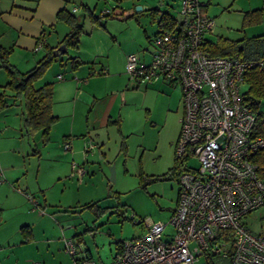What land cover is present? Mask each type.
Listing matches in <instances>:
<instances>
[{
	"label": "rangeland",
	"instance_id": "1",
	"mask_svg": "<svg viewBox=\"0 0 264 264\" xmlns=\"http://www.w3.org/2000/svg\"><path fill=\"white\" fill-rule=\"evenodd\" d=\"M120 1H74L87 4L97 17L105 9L118 6L129 18L101 17L98 23H91L84 17L79 51L61 55L34 84L35 88L45 83L54 86L53 115L59 120L48 140L41 132L30 135L24 131L22 98L4 112L8 127L13 128L5 135L12 137L13 161L19 164L12 174L22 177L28 188L15 185L16 190L29 198L25 206L29 210L11 211L3 229L12 234L10 242L17 243L18 228L34 224L30 246L17 255L18 263L14 251L9 253L8 264H56V259L68 255L56 245L68 237L77 238L81 250L88 248L96 262L105 264L120 252L117 243L142 236L147 221L168 222L175 210L180 174L177 167L182 161L175 152L182 115L181 87L175 82H131L126 59L133 54L139 63L150 60V40L159 28L148 9L167 12L177 19L181 0ZM199 2L207 4L204 14L214 21L209 40L244 41L264 35V18L259 21L250 15L251 21L245 23L243 17L258 9L264 17V0ZM137 6L142 9L137 11ZM67 30L59 22L57 33L51 32L52 42H56V35L60 40ZM43 54L41 49L33 59H27L22 50L16 49L8 61L23 72ZM73 56L86 62L76 71L68 60ZM58 75L63 78L58 79ZM7 81V72L0 68V84ZM92 99L94 107L90 105ZM260 111L264 112V102ZM109 117L119 120V125H108ZM4 127L1 125L0 131ZM66 143L68 150L64 149ZM189 164L196 166L198 162L191 158ZM91 203L92 208L85 206ZM243 221L250 231L264 236V206L247 214ZM166 229L170 231L169 226ZM212 261L230 264L221 257Z\"/></svg>",
	"mask_w": 264,
	"mask_h": 264
},
{
	"label": "built area",
	"instance_id": "2",
	"mask_svg": "<svg viewBox=\"0 0 264 264\" xmlns=\"http://www.w3.org/2000/svg\"><path fill=\"white\" fill-rule=\"evenodd\" d=\"M203 8L198 0H181L173 31H159L150 40L149 62L127 56L131 82L165 81L181 87L175 152L182 171L169 221L145 222L146 232L123 241L109 264H198L201 259V264H214L215 257L230 264H264V236L243 221L264 206V179L252 161L264 141L251 137L255 116L243 102V75L248 66L264 61L206 52L204 39L214 21ZM64 149H69L67 143ZM191 158L196 166L189 164ZM64 250L74 264H97L75 237L64 238Z\"/></svg>",
	"mask_w": 264,
	"mask_h": 264
},
{
	"label": "trees",
	"instance_id": "3",
	"mask_svg": "<svg viewBox=\"0 0 264 264\" xmlns=\"http://www.w3.org/2000/svg\"><path fill=\"white\" fill-rule=\"evenodd\" d=\"M101 1L107 2V0ZM73 9L63 8L57 12V22L64 23L68 27V32L54 46L45 44L43 56L28 71L19 72L15 69L8 61L13 49L5 48L0 44V68L4 69L8 75V81L4 85H0V113L9 106L14 105L16 98H22L24 103L22 123L26 133L33 135L41 132L45 140H48L51 128L58 121V118L52 115L54 86L52 83H45L39 88H35L34 84L43 77L53 63L59 61L61 55L66 54L69 50L78 49L80 38L83 35L82 20L84 17H87L91 23H98L101 17L119 20L129 18L125 15L123 9L118 6H114L110 10L105 9L98 17L95 15L94 9L87 6H83L80 12L77 8H75L76 11H73ZM148 10L151 11L152 22L157 23L158 32L173 31L176 27L175 18L167 12H159L158 9ZM261 14L260 9L246 12L243 16L244 22L251 21L249 19L250 15H255V20L259 19L260 21ZM207 36L204 39L203 49L212 56L227 58L237 56L253 63L259 60L264 61V36L262 35L244 41H232L224 38L211 41L207 39ZM68 60L73 71L84 64L77 56L70 57ZM243 76L245 84L243 102L255 116L251 137L264 141V112L260 111V105L264 102V64L248 66ZM10 96L12 102H9ZM252 161L257 166L258 176L264 179V146L256 151ZM177 171L178 174L182 171V162L178 165ZM85 206L92 208L94 204H86ZM20 230L22 234L26 231L30 232L29 228L24 226ZM26 239V241H29L31 238L27 237ZM116 245L121 250V243ZM83 252L92 259L85 251Z\"/></svg>",
	"mask_w": 264,
	"mask_h": 264
},
{
	"label": "crops",
	"instance_id": "4",
	"mask_svg": "<svg viewBox=\"0 0 264 264\" xmlns=\"http://www.w3.org/2000/svg\"><path fill=\"white\" fill-rule=\"evenodd\" d=\"M74 1L77 2V0H0V44L5 48H12L13 51H15L16 49L22 50V53L26 56L27 59H33V56L36 54V52H39L41 49H44L45 44H50L54 40L51 32L57 33V26L59 25V22H57L56 20V14L59 10L63 8L69 10L77 8L78 11H80L83 6L89 7L83 2H81L80 5H77V3H75ZM206 6L207 4H203V7ZM66 33H64V35ZM64 35L62 36V38L64 37ZM55 38H57V40H55L56 42H52L54 44H50L51 46H54L59 41L57 35ZM81 39L79 44L81 43ZM207 39H209L208 36ZM38 45L40 47L39 49H37ZM148 56L150 58V55ZM78 58L80 60L82 59L81 57ZM37 61L38 60H36L35 63ZM81 61L86 63L84 59H82ZM147 62H149V60ZM18 71L21 72L20 70ZM4 84L0 85L2 86ZM9 99H12L11 96L9 97ZM16 100H18V98L15 99L14 103L16 102ZM90 105L91 107L95 106V99H92ZM10 107L11 106H9L5 111L0 113V126H5L0 131V135L2 136L0 138V141H3V145L0 144V264H8V261L10 260L8 254H13V251L16 257V262L18 263L20 260L17 255L23 254L25 252V247L30 246L31 242L33 241L34 234V224L22 225L18 228L20 240L16 243L10 242V237L12 234L6 233L5 229H3L4 223L9 222L8 220L11 217L9 213L11 211L27 212L29 210V208L27 210V208L25 207L29 203V198H27L23 193L16 190V188L20 185H24L25 187V180L22 177H17L12 174L14 167L19 164H14L15 162L13 161L15 154L11 153V151L13 150V145H11L12 137L5 135L10 131V129L13 130V128L8 127L6 114H4V112H7ZM106 122L108 125L118 126L120 121L110 119L109 117L108 120L106 119ZM15 185L18 186L16 187ZM25 189L28 188L25 187ZM23 226L29 228L30 232L26 231L22 234L20 229ZM27 237H30L31 239L29 241H26ZM56 246L57 248L62 247V249H64V239L63 243H57ZM83 251H85L93 259L92 254L90 253L88 248ZM113 257L114 254L112 255L110 261L105 264H109L113 260ZM56 260V264H74V261L70 257V255H66L63 258H58ZM96 263L100 264L98 262Z\"/></svg>",
	"mask_w": 264,
	"mask_h": 264
},
{
	"label": "water",
	"instance_id": "5",
	"mask_svg": "<svg viewBox=\"0 0 264 264\" xmlns=\"http://www.w3.org/2000/svg\"><path fill=\"white\" fill-rule=\"evenodd\" d=\"M141 9H142L141 6H137V7H136V10H137V11H139V10H141ZM111 180H112V181L114 180V168H113V167H111Z\"/></svg>",
	"mask_w": 264,
	"mask_h": 264
},
{
	"label": "flooded vegetation",
	"instance_id": "6",
	"mask_svg": "<svg viewBox=\"0 0 264 264\" xmlns=\"http://www.w3.org/2000/svg\"><path fill=\"white\" fill-rule=\"evenodd\" d=\"M181 105H182V103H181Z\"/></svg>",
	"mask_w": 264,
	"mask_h": 264
}]
</instances>
